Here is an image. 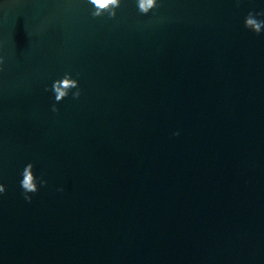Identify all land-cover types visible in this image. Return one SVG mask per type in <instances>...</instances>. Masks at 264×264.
<instances>
[{"label":"water","instance_id":"1","mask_svg":"<svg viewBox=\"0 0 264 264\" xmlns=\"http://www.w3.org/2000/svg\"><path fill=\"white\" fill-rule=\"evenodd\" d=\"M0 264H264V0H0Z\"/></svg>","mask_w":264,"mask_h":264}]
</instances>
